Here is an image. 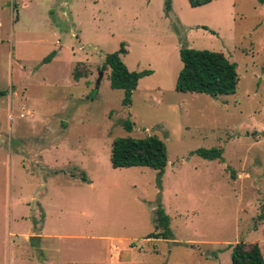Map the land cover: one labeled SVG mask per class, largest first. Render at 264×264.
I'll return each instance as SVG.
<instances>
[{
	"label": "rangeland",
	"instance_id": "374dc122",
	"mask_svg": "<svg viewBox=\"0 0 264 264\" xmlns=\"http://www.w3.org/2000/svg\"><path fill=\"white\" fill-rule=\"evenodd\" d=\"M121 44L151 71L128 107L101 70ZM183 47L236 64L235 94L176 92ZM0 91V264H231L239 242L264 258V0H0ZM148 136L160 179L111 168L113 139ZM211 148L222 161L191 155ZM158 205L171 240L147 239Z\"/></svg>",
	"mask_w": 264,
	"mask_h": 264
},
{
	"label": "trees",
	"instance_id": "16d2710c",
	"mask_svg": "<svg viewBox=\"0 0 264 264\" xmlns=\"http://www.w3.org/2000/svg\"><path fill=\"white\" fill-rule=\"evenodd\" d=\"M192 8L205 6L211 0H186ZM262 2V0H260ZM166 12L170 11L169 1L165 3ZM124 45H120L117 52L108 54L104 58L101 70L109 69V85L113 90H122L124 98L122 105L125 107L131 104L132 92L137 88L141 78L151 74V71L130 72L121 60L126 54ZM54 53L43 59L48 63ZM179 58L182 67L175 82V91L178 93L204 94L215 98L217 96H229L236 92L238 75L236 64L231 63L222 53L206 50H194L180 48ZM81 78L78 71H73V80ZM0 91V97L4 96ZM123 128L131 132L133 123L129 120L122 122ZM201 159L208 161H222V149H197L191 153ZM111 168H132L145 167L157 172L158 179L164 174L167 165V148L164 142L154 136L145 138H115L111 143L109 157ZM232 178L235 176L232 174ZM83 180L85 178L83 177ZM258 220H263L260 215ZM155 230L147 239L171 240L173 234L170 230V219L163 208L158 205L154 212ZM231 264H264V258L260 247L257 244L246 245L242 242L229 248Z\"/></svg>",
	"mask_w": 264,
	"mask_h": 264
},
{
	"label": "crops",
	"instance_id": "0c3cea01",
	"mask_svg": "<svg viewBox=\"0 0 264 264\" xmlns=\"http://www.w3.org/2000/svg\"><path fill=\"white\" fill-rule=\"evenodd\" d=\"M16 238H18L19 239V237H18V235H14ZM41 236H42V231L39 233H37V232H35V230H33V228H31V229H29L26 233H24V234H22V242H24L25 240L26 241H28V240H31V239H33V238H38V239H40L41 238ZM17 239V240H18ZM18 242H19V240H18ZM14 245H15V247H19L20 246V243H17V242H14ZM116 247V246H115ZM111 248H114V246L113 247H111ZM111 248H110V250H109V252H111ZM110 256V255H109ZM111 258V257H110ZM112 259V258H111ZM27 260H29V259H27ZM48 264H51V263H48ZM113 264H121V262H120V257H118V258H116L115 260H113Z\"/></svg>",
	"mask_w": 264,
	"mask_h": 264
},
{
	"label": "water",
	"instance_id": "95a60500",
	"mask_svg": "<svg viewBox=\"0 0 264 264\" xmlns=\"http://www.w3.org/2000/svg\"><path fill=\"white\" fill-rule=\"evenodd\" d=\"M102 76H103V73H102V72H100V73H99V78H98V80H97V83H96V86H98V85H99V82H100V80H101Z\"/></svg>",
	"mask_w": 264,
	"mask_h": 264
}]
</instances>
